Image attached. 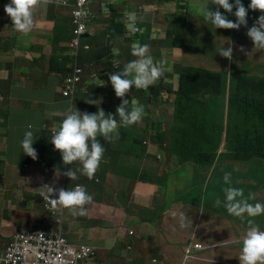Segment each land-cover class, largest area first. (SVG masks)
I'll return each mask as SVG.
<instances>
[{
    "label": "clouds",
    "instance_id": "1",
    "mask_svg": "<svg viewBox=\"0 0 264 264\" xmlns=\"http://www.w3.org/2000/svg\"><path fill=\"white\" fill-rule=\"evenodd\" d=\"M193 1L0 0V195L5 179L17 173L2 196L10 215L1 216L6 226L0 227V264H134L137 251L142 263L192 264L214 250L233 248V241L204 242L192 236L179 259L145 247L154 253L149 263L137 248L139 231L124 224L134 209L120 214L124 208L118 202L123 194L148 190L159 178L187 187L185 194L175 195L196 228L216 216L209 210L218 212L222 206L244 228L233 231L240 240L239 264H264V175L233 186L231 176L238 170L224 172L223 179L218 171L230 162H251L255 175L264 174V142H257L251 157L237 160L227 119L214 128L174 102L187 70L194 71L193 83L200 88L219 83L225 66L231 65L226 61L232 60L233 48L243 40L255 54H264V0H249L247 9L244 0H200L201 18L191 13L192 23L173 30L178 35L174 45L198 65L170 81L168 63L158 61L162 48L148 23L151 18L186 21ZM248 22L252 26L246 30ZM101 29L105 71L95 72L96 65L85 56ZM125 56L130 60L125 62ZM248 60L254 77L264 80V65ZM91 91L99 94L89 101ZM229 94L230 84L226 117ZM107 101L120 104L106 114L99 107ZM87 106L97 110L83 112ZM180 110L203 138H212L188 148L196 154L185 160L172 144ZM39 132L45 143L37 135L34 148ZM10 133L23 135L20 154L6 138ZM40 169L46 172L35 174ZM169 173L175 176L171 179ZM201 176L203 182L197 180ZM24 218L36 220L35 225L25 226ZM180 226H185L183 216Z\"/></svg>",
    "mask_w": 264,
    "mask_h": 264
},
{
    "label": "crops",
    "instance_id": "2",
    "mask_svg": "<svg viewBox=\"0 0 264 264\" xmlns=\"http://www.w3.org/2000/svg\"><path fill=\"white\" fill-rule=\"evenodd\" d=\"M210 3V1H209ZM211 4V3H210ZM211 8L210 6L208 7ZM149 31L157 34V41L162 48L158 61H166L168 63L169 71L167 79L172 80L173 77L180 79L182 70L188 67L197 66L198 63L191 59L190 55L180 50L175 44V40L178 35L174 33V28L170 29V33H167V29H161L159 23L155 19L149 20ZM103 30L98 33L95 38L91 51L86 54L85 58L96 65L97 69L104 70L105 59L103 55H100L103 51L104 40L102 39ZM168 34L167 39H165ZM164 45V46H163ZM130 56L123 57L125 62L130 60ZM183 59V61H182ZM204 66H208L206 62ZM157 83V82H156ZM21 177H24V172H18ZM172 179L175 174L169 173ZM17 173L12 174L4 181V193L0 195V227H5L6 223L1 221V216L9 218L10 211L2 204V196L12 187V182L16 179ZM199 182H203L204 178L197 177ZM187 187L178 185L177 181H167L159 178L156 180L155 185H150L148 190L142 191L139 189L136 194H123L119 198V207L124 208L120 211V214L131 213L134 209L135 213H131L128 219L124 220L125 226L135 229L145 236L144 244L139 243L140 252H146L149 247L151 251L157 252L159 256H168L173 259H179L186 246L187 240L192 236L201 238L204 242L210 240L215 241H233V248H221L210 252L204 260L194 262L192 264H219L217 261H224L226 264H236L239 255V242L240 240L235 237L232 231H229L226 226V219L222 216V213H226V210L221 206L219 211L209 210L210 213L216 214L206 224L191 225L184 216V205H181L178 201V196L175 194H185ZM186 196V195H184ZM153 203V204H152ZM152 204V205H151ZM214 207V206H213ZM178 209V210H177ZM215 209V207H214ZM141 210H144L145 215L141 214ZM174 216V217H173ZM181 216L184 217L185 226L181 227ZM141 221V222H140ZM36 220L32 218H24L23 224L27 227L35 225ZM137 226V227H136ZM140 227V230L138 229ZM163 238V240H162ZM136 247V246H135ZM138 262H135L136 264Z\"/></svg>",
    "mask_w": 264,
    "mask_h": 264
},
{
    "label": "trees",
    "instance_id": "3",
    "mask_svg": "<svg viewBox=\"0 0 264 264\" xmlns=\"http://www.w3.org/2000/svg\"><path fill=\"white\" fill-rule=\"evenodd\" d=\"M248 3L249 0L243 1L246 9ZM254 11L253 9L248 10V12ZM260 14L261 11L257 10V16ZM251 26L252 23L250 22L243 25L246 30ZM238 37L239 34L234 35V38ZM243 44L245 46L244 51H247L248 41L243 40ZM227 63L231 65L225 66L226 69L224 70L225 73L223 74L222 80L219 83L212 82L204 85L206 87L202 86L204 88H200L198 84L193 83L194 71L187 70L182 76L180 90L174 92L176 96L174 102H182L183 107L186 108V112L196 113L200 120L206 124H210L214 128H217L219 122L223 126V123L227 119L226 130L228 131L229 142L231 144H237L236 159L243 160V158L251 157L250 151L255 150L254 147L257 142H264V80L254 77L253 72L248 67L250 66L248 57L241 54L239 50L238 55L235 54L231 61H226ZM229 84V114L226 117V89L229 87ZM91 94L97 96L99 91H91ZM117 104H120V101H107L99 108H102L107 114V110L115 108ZM69 107L70 105L68 103L64 104L65 110ZM221 107L223 111L220 110ZM96 110L97 107L87 106L83 109V112L94 113ZM111 113H115V111H111ZM182 113L183 111L180 110L175 114L177 118L173 126L172 144L177 154L181 155V159L185 160L196 154V151H188V148H191L192 145L205 144L209 140L212 141V138L209 137V140L203 138L195 129L191 119L185 117V114ZM122 137V130H119V140ZM214 141H219L217 136ZM209 194H215L213 189L209 190ZM222 216L229 218V221L226 222L229 231L240 232L243 230L240 229L241 225L236 222L234 226L231 225L232 219L229 214L223 213ZM143 239L145 240V236L143 237L142 233H140L136 241L144 244ZM236 259V264H239L237 256Z\"/></svg>",
    "mask_w": 264,
    "mask_h": 264
},
{
    "label": "rangeland",
    "instance_id": "4",
    "mask_svg": "<svg viewBox=\"0 0 264 264\" xmlns=\"http://www.w3.org/2000/svg\"><path fill=\"white\" fill-rule=\"evenodd\" d=\"M197 3H200V0H195L189 5L190 8H191V11H188L186 13V18H187L186 21H181L179 18H175V19H173V21L158 20V23L160 24V26L162 28H169V29L175 28V29H178L179 31H181V29L186 25L187 22L189 24L192 23L193 19H192V17H190L191 13H192L193 16L197 17L198 19L201 18L200 16H202V13L200 12L199 7H198L199 4L197 5ZM241 36L244 39L250 40V38L246 34H243ZM238 41L239 42H237V43L242 42L241 39H238ZM244 47H245L244 44L238 45V46L235 45V48H233L232 56H234L239 50L241 54H243L246 57H249L250 60H253L252 62H254V60H256L258 64L264 65V54L263 55L255 54L254 53V49L250 45L248 46L249 52H246V51H244ZM99 70L100 69L96 68L95 72H98ZM174 88H176V87H174ZM159 92H160V90L157 89V93H159ZM106 96H107V94L105 96H103V98L106 97ZM97 98H98L97 96L93 95V96H91L89 98V101H90V99H97ZM41 133L42 132H39V133L34 135V143H33V147L34 148H35V144H36V136L37 135L42 136V141H43V143H45L44 134H41ZM9 135H10V138L9 137H6V138H7L8 142L11 144V148L14 151H16L17 154H20L22 151L20 149L19 142L22 139L23 135H19L17 137H12L11 133ZM157 164H158V162H157ZM232 169L238 170L236 173L232 174V176H231L232 185L233 186H235L240 180H242L244 178H247L249 176H256L258 178H261L264 175L263 173H261L259 175H255L254 173H255L256 169H255L254 164L251 163V162H230V163L225 164V165H220L218 171L221 172V174H220L221 179H223L224 172H229ZM218 171L214 172L213 175L214 176L217 175ZM45 172H46V170H41L40 169L39 173H35V174L43 175ZM224 186H227V185L224 183ZM261 195L264 197V194H261ZM122 219H123V216H120V220H122ZM237 220H240V219H237ZM231 222H232V224H235L234 220H232ZM261 224L264 225V220H262ZM138 229L140 230V227ZM240 229L244 230V228H242L241 226H240ZM162 240H163V238H162ZM139 243H140V241H139ZM137 248L139 250L142 247H138L137 246ZM153 255H154V253H150V252L149 253H147V252L144 253L145 258H146V260L148 259L149 263H150L151 257H153ZM133 259H134V262H138L136 264H148L147 262L146 263H142L140 261V257L138 255V251H137V254H135V256L133 257Z\"/></svg>",
    "mask_w": 264,
    "mask_h": 264
}]
</instances>
